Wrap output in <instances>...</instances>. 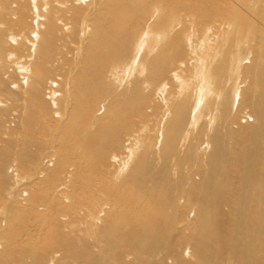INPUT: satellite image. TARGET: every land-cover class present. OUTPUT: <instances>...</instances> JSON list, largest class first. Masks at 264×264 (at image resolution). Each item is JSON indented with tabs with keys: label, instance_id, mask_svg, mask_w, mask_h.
I'll return each mask as SVG.
<instances>
[{
	"label": "rangeland",
	"instance_id": "obj_1",
	"mask_svg": "<svg viewBox=\"0 0 264 264\" xmlns=\"http://www.w3.org/2000/svg\"><path fill=\"white\" fill-rule=\"evenodd\" d=\"M108 2L0 0V264H264V0L162 4L170 57L144 52L133 77L157 2L128 26L127 54L102 61Z\"/></svg>",
	"mask_w": 264,
	"mask_h": 264
},
{
	"label": "bare ground",
	"instance_id": "obj_2",
	"mask_svg": "<svg viewBox=\"0 0 264 264\" xmlns=\"http://www.w3.org/2000/svg\"><path fill=\"white\" fill-rule=\"evenodd\" d=\"M153 1H155V2H157L156 0H109V2H108V7H107V9L110 11V13H106V14H104L103 13V17H101L100 18V20L97 22V24H96V36H95V39H94V42H93V45L95 46V51H94V54H97L98 53V58L100 57V58H102V56H103V59L104 60H102V61H106L107 59H108V61L109 60H112V59H114V58H117V57H119L120 55H121V53L122 54H127V50H129L128 49V39H129V37H130V33H128L126 30L128 29V26L131 24L132 25V23H134L136 20H144V18H143V15H140V13L142 14V11H143V9L146 7V5L148 4V3H150V2H153ZM158 1H160L161 3H156L155 5H153V14H152V16L153 17H151L147 22H146V24H145V30H143L142 32H140L139 34H138V38H137V43H136V45H135V52H134V56H133V62L131 61V63L132 64H127L126 65V67L123 69V75L124 74H126V76L128 77V76H132L133 77V73L132 72H134L135 74H136V72L138 71V73H141L142 75H144L145 73H146V68H145V65H144V63H143V58H142V56L143 55H145V54H143L144 52H146V55L147 56H155L156 55V58H159V59H162L161 57H168L169 55L167 54L166 55V53H168V52H164L165 50L167 51V47L169 46L168 45V41H171L170 39H171V36H172V33H170L171 31H173L175 28V26H173L172 25V28H174L173 30H166V28L164 29V31L162 30V29H160V30H158V29H156L155 28V26H154V19H155V17L156 18H158L160 15H162V12H163V9L160 7V6H163L162 4H170V3H172V2H174V0H158ZM176 1V0H175ZM179 1V0H178ZM181 1V0H180ZM228 1V0H227ZM132 3L133 5V7H134V10H131L130 11V9H129V7H127L126 6V4L127 3ZM237 2H239V0H237ZM130 3V4H131ZM261 3V2H260ZM161 4V5H160ZM236 4V3H235ZM242 5H243V3H241ZM241 4H239V3H237V5L238 6H241ZM46 5V4H45ZM256 5L258 6V8L256 9ZM245 6H246V4H245ZM245 6H244V8H245ZM260 5H259V3L258 2H256V3H250L249 2V5L247 6V8L248 9H251V12H255L256 10H259V11H262L261 9H260V7H259ZM237 7V6H236ZM235 7V8H236ZM139 8H141V9H139ZM233 8V7H232ZM133 9V8H132ZM235 11V14H236V12H237V14L239 15V12L235 9L234 10ZM46 12H48V11H46ZM106 12V11H105ZM144 12V11H143ZM246 12V11H245ZM259 12H257V14H258ZM147 14V13H146ZM232 14V13H231ZM248 14V13H247ZM140 15V16H139ZM227 15V14H226ZM89 16V15H88ZM166 16V15H165ZM250 16L252 17L253 16V14H250ZM263 16V15H262ZM240 18H241V20H244V18H243V16H242V14H240V16H239ZM253 18V17H252ZM23 19V18H22ZM232 19V18H231ZM170 20V19H169ZM162 21V20H161ZM257 22H259L258 21V19L256 20ZM22 22V21H21ZM145 22V21H144ZM143 22V23H144ZM87 23V22H86ZM214 23V22H213ZM263 23H264V21H263ZM177 24V23H176ZM230 24V23H229ZM235 24V23H234ZM234 24H232L233 26H234ZM236 24H237V22H236ZM70 25V24H69ZM236 26V25H235ZM194 27V26H193ZM237 28L239 27V23H238V25L236 26ZM235 27V31H236V33H238L237 32V30L239 29H237ZM159 28V27H158ZM161 28V27H160ZM183 28V27H182ZM184 28H185V26H184ZM195 28H197L196 26H195ZM90 29V28H89ZM177 29V28H176ZM192 29H194V28H192ZM51 30V29H50ZM84 30V29H83ZM129 30V29H128ZM155 30V31H154ZM181 30V29H180ZM208 30V29H207ZM52 31V30H51ZM85 31V30H84ZM126 31V32H125ZM175 31V30H174ZM193 31V30H192ZM230 31V30H229ZM234 31V30H233ZM191 32V31H190ZM189 32V34H187L186 35V33L184 34V36H183V39H185V37L187 36V40L190 38V37H192L190 34H192V33H190ZM199 32V31H198ZM203 32H205V29H204V31ZM207 32V31H206ZM205 32V33H206ZM52 33V32H51ZM88 33H89V31L87 30L86 31V33H85V36L87 35L88 36ZM224 33V32H223ZM236 33H234V34H236ZM258 33H260V32H258ZM38 34V33H37ZM194 34H195V32H194ZM207 34V33H206ZM242 34L243 33H241V36H242ZM261 34V33H260ZM190 35V36H189ZM203 35V34H202ZM210 35H212V33L210 34ZM223 35V34H222ZM251 35V34H250ZM249 35V36H250ZM35 36V35H34ZM197 36H199V34L197 35ZM208 36V35H207ZM218 36V35H217ZM237 36H239V35H237ZM236 36V37H237ZM249 36H247V37H249ZM195 37H196V35H195ZM195 37H193V38H195ZM205 37H206V35H205ZM204 37V38H205ZM214 37V36H213ZM216 37V36H215ZM235 37V36H234ZM246 37V38H247ZM262 37V36H261ZM85 38V37H84ZM208 38H210V37H208ZM207 38V39H208ZM217 38V37H216ZM246 38H245V40H246ZM100 39H101V41H100ZM179 39V38H178ZM182 39V40H183ZM198 39V38H197ZM212 39V38H211ZM215 39V38H214ZM218 39V38H217ZM224 39H226V38H224ZM234 39V38H233ZM239 39V38H238ZM237 39V40H238ZM248 39V38H247ZM192 40V39H191ZM241 40V39H240ZM189 41V40H188ZM196 41V40H195ZM194 40H192L191 42L193 43V42H195ZM214 41V40H213ZM219 41V40H218ZM226 41H228V40H226ZM230 41V40H229ZM249 41V40H248ZM260 41H261V38H260ZM197 42V41H196ZM201 42H204L203 40H201ZM216 42V41H215ZM101 43H103V45H100ZM186 43V45H187V42H185ZM190 43V42H189ZM198 43H200V42H198ZM227 43V42H226ZM230 43V42H229ZM234 43V42H233ZM241 42L239 41V44H240ZM246 43V42H245ZM251 42H247L246 44H245V47H247V48H249L248 46H249V44H250ZM255 43L257 44V42L255 41ZM104 44H105V47H103L104 46ZM193 44H195V43H193ZM209 44V43H208ZM216 44H217V42H216ZM219 44V43H218ZM221 44V43H220ZM242 44V43H241ZM258 44H260V43H258ZM262 44V43H261ZM202 45H204V43H202ZM206 45V44H205ZM204 45V46H205ZM234 45V44H233ZM195 46H197V45H195ZM218 46V45H217ZM224 46V45H223ZM232 46V45H231ZM190 47H191V44H190ZM193 47V46H192ZM202 47V46H201ZM201 47H200V49H201ZM206 47H209L210 48V46H206ZM212 47V46H211ZM235 47V46H234ZM261 47V46H260ZM167 48V49H166ZM171 48V47H170ZM169 48V49H170ZM175 48V47H174ZM181 48V47H180ZM195 48V47H194ZM232 48H233V46H232ZM259 48V47H258ZM203 49V48H202ZM216 50L217 48H213V50ZM260 49V48H259ZM172 50V49H171ZM191 50V49H190ZM195 50V49H194ZM206 50V49H205ZM208 50V49H207ZM228 50H230V49H228ZM232 50V49H231ZM179 51V50H178ZM193 51V50H192ZM196 52L194 53V57H199V58H202V57H206V55H208V53L206 54V55H204L205 54V52L203 53V51H199L197 48H196V50H195ZM209 51V50H208ZM240 51V50H239ZM172 52V51H171ZM194 52V51H193ZM201 54H199V53ZM216 52V51H215ZM237 52V51H236ZM80 53V52H79ZM177 53V52H176ZM211 53V52H210ZM213 53V52H212ZM172 54V53H171ZM219 54H221V53H219ZM226 54V53H225ZM234 55H237L236 53H234ZM232 56V55H231ZM241 56H243V55H241ZM170 57V56H169ZM174 57H175V55H174ZM173 57V58H174ZM142 58V59H141ZM210 58V57H209ZM209 58H208V60H207V64H206V68L205 69H202L201 70V68H199L198 67V69H197V71L198 72H200V74L201 75H203L204 73H206L205 75H208V78H205L206 79V82H204V81H202V82H204V84L205 83H208V81H207V79L208 80H210V71H211V69H210V65L211 66H213V64H211L210 63V60H209ZM231 58H233V57H231ZM122 59V58H121ZM166 59V58H165ZM211 59H213L212 57H211ZM234 59H235V57H234ZM240 59H243V57L241 58L240 57ZM239 59V61L240 62H242L241 60ZM164 60V59H163ZM173 60V59H172ZM233 60V59H232ZM245 60H246V58H245ZM159 61H161V60H159ZM176 61V60H175ZM218 61V60H217ZM233 61H235V60H233ZM239 61H237V64H234L235 65V67H234V65H233V67H232V69H230V74H233L234 72V74H236V73H238V72H240V70H241V63L239 62ZM247 61V60H246ZM99 62V61H98ZM164 62H165V60H164ZM206 62V61H205ZM232 62V61H231ZM244 62V61H243ZM115 63V62H114ZM113 63V64H114ZM161 63V62H160ZM234 63V62H233ZM92 64V63H91ZM95 64V63H94ZM101 64V63H100ZM117 64V63H116ZM126 64V63H125ZM162 64H163V62H162ZM166 64V63H165ZM168 64V63H167ZM196 64V63H195ZM201 64H203L202 62H201ZM217 64V63H216ZM245 64V63H244ZM93 65V64H92ZM123 65V64H122ZM122 65H120V66H122ZM215 65V64H214ZM149 66V65H148ZM163 66V65H162ZM229 66H232V64H229ZM228 66V67H229ZM93 67V66H92ZM96 67V66H95ZM116 67H118L117 65L115 66V68ZM99 68H100V65H99ZM162 68V67H161ZM193 68V67H192ZM219 68V67H218ZM101 69H102V67H101ZM101 69H99V70H101ZM195 69V68H194ZM95 70V69H94ZM121 70V69H120ZM136 70V71H135ZM27 70H23V72L25 73ZM31 71V70H30ZM196 71V72H197ZM98 72V71H97ZM121 72V73H122ZM159 72V71H158ZM195 72V71H194ZM222 72V71H221ZM232 72V73H231ZM255 72V71H254ZM23 73V74H24ZM96 73V72H95ZM99 73V72H98ZM111 73H113V72H111ZM138 73H137V76H139L138 75ZM214 73H217L216 72V70H215V72ZM213 73V74H214ZM241 73V72H240ZM26 74H28V73H26ZM164 74V73H163ZM177 74V73H176ZM179 74V73H178ZM181 74V73H180ZM191 74V73H190ZM239 74V73H238ZM195 75V74H194ZM216 75V74H215ZM224 75V74H223ZM222 75V77H224ZM99 76V75H98ZM136 76V77H137ZM141 76V75H140ZM199 76V75H198ZM233 76V75H232ZM23 77H24V75H23ZM94 77V76H93ZM129 77V78H130ZM135 77V76H134ZM178 77V76H177ZM196 77V76H195ZM240 77H242V75L240 76ZM125 79H126V77H124ZM128 78V79H129ZM175 78V77H174ZM194 78V77H193ZM199 78H203V77H199ZM226 78V77H225ZM228 78V77H227ZM229 78H230V76H229ZM95 79V78H94ZM181 80H182V78H180ZM122 80H124V79H122ZM121 80V81H122ZM181 80H180V82H178V84L179 83H181V84H184V83H182L181 82ZM196 80H198V79H196ZM201 80V79H200ZM240 80V79H239ZM93 81V80H92ZM233 81V80H232ZM241 81V80H240ZM201 82V83H202ZM213 82V81H212ZM157 83V82H156ZM187 83V82H186ZM191 83V82H190ZM192 83H193V81H192ZM229 83V82H228ZM239 83V81H235V89L233 88V95H232V98L234 97V98H238L239 96H240V94H239V86H241V85H239L238 84ZM255 84H256V82H254ZM82 84V83H81ZM95 84V83H94ZM166 84H168V83H166ZM165 84V85H166ZM223 84H224V82H223ZM222 84V85H223ZM226 84V83H225ZM241 84V83H240ZM96 85V84H95ZM144 85V84H143ZM189 85L191 86V84H188V87H189ZM206 85V84H205ZM233 85V86H234ZM88 86V85H87ZM103 86V85H102ZM193 86V85H192ZM202 86V85H201ZM207 86L209 87V85L207 84ZM225 86V85H224ZM80 87V86H79ZM96 87V86H95ZM97 87H101V86H97ZM185 87V86H184ZM187 87V88H188ZM195 87V86H194ZM204 87V86H203ZM229 87V86H228ZM260 87V86H259ZM87 88V87H86ZM85 88V89H86ZM205 88H207L206 86H205ZM210 88V87H209ZM221 88V87H220ZM229 88H231V87H229ZM228 88V89H229ZM254 88V87H253ZM169 89H171L170 87H169ZM211 90V92H212V88H210ZM215 89V88H214ZM95 90V89H94ZM189 90V89H188ZM194 90V89H193ZM203 91H204V89H202ZM217 90L219 91V88H217ZM240 90H241V88H240ZM80 91H82V88H81V90ZM88 91V90H87ZM90 91V90H89ZM187 91V90H186ZM198 91H200V90H198ZM209 91V90H208ZM210 91L206 94L207 95V97H209L208 95H210L211 93H210ZM220 91H222V90H220ZM188 92H191V91H188ZM187 92V93H188ZM196 91H194V93H195ZM226 92H227V90H226ZM225 92V93H226ZM192 93H193V91H192ZM204 93H205V91H204ZM203 93V94H204ZM223 93V92H222ZM229 93V92H228ZM235 93V94H234ZM162 94V93H161ZM181 94H183V93H181ZM196 94V93H195ZM201 94V93H200ZM213 94V93H212ZM212 94H211V96H212ZM180 95V94H179ZM189 95H190V93H189ZM188 95V96H189ZM187 96V97H188ZM200 96V95H199ZM186 97V96H185ZM190 97H192V95L190 96ZM213 97V96H212ZM220 97H222V96H219L217 99H220ZM183 98V97H182ZM181 98V99H182ZM194 98V97H193ZM196 98V97H195ZM216 98V97H215ZM166 99V98H165ZM204 99H205V97H201V98H199V105L200 106H202V101H204ZM209 98H207V100H208ZM213 99V98H212ZM262 99V98H261ZM177 100H178V98H177ZM187 100V99H186ZM221 100H223V97H222V99ZM228 100V99H227ZM233 100V99H232ZM238 100V99H237ZM184 101V100H183ZM182 101V102H183ZM212 101H214V100H212ZM220 101V100H219ZM241 101H243V99L241 100ZM240 101V102H241ZM174 102H176V99L174 100ZM197 102V101H196ZM206 102V101H205ZM235 102V101H234ZM204 103V102H203ZM210 103V102H209ZM174 104V103H173ZM176 104V103H175ZM206 104H207V102H206ZM211 104V103H210ZM216 104H218V102L216 103ZM221 104V103H220ZM236 104V103H235ZM242 104V103H241ZM179 105V104H178ZM213 105H214V103H213ZM232 105V104H231ZM263 105V104H262ZM210 106V105H209ZM226 106V105H225ZM256 106H257V102H256ZM177 107V106H176ZM180 107H182V105L180 106ZM207 108H208V105L206 106ZM263 107V106H262ZM173 108H174V106H173ZM178 108H179V106H178ZM206 108V109H207ZM264 108V107H263ZM169 109H170V107H169ZM181 109H183V107L181 108ZM204 109V108H203ZM217 109V108H216ZM220 109V108H219ZM239 109V108H238ZM258 109V108H257ZM177 110V109H176ZM213 110V109H212ZM182 112H183V110H181ZM203 111V110H202ZM201 111V112H202ZM220 111V110H219ZM178 112H179V115H180V109L178 110ZM178 112H176V113H178ZM200 111H199V113H201ZM204 112V111H203ZM202 112V113H203ZM218 112V111H217ZM213 113V112H212ZM218 113H220V112H218ZM223 113V112H222ZM226 113H228V112H226ZM196 114V113H195ZM204 114V113H203ZM168 115V114H167ZM198 117H199V114L197 115ZM218 116V115H217ZM224 116V115H223ZM177 117V116H176ZM195 117V116H194ZM198 117H196V118H198ZM210 117H211V115H210ZM216 117V116H215ZM201 118H202V116H201ZM176 119V118H175ZM179 119V118H178ZM212 119V118H211ZM197 119H194V122L196 121ZM198 120H199V118H198ZM213 120H214V117H213ZM260 120H262V119H260ZM193 122V121H192ZM193 122V124H192V128H193V126H194V128L195 127H197L196 126V124L195 123H197V121L194 123ZM200 122V121H199ZM198 122V123H199ZM260 122V121H259ZM214 123V122H213ZM212 123V124H213ZM259 124V123H258ZM262 124V123H261ZM259 127V126H258ZM263 127V126H262ZM193 128V129H194ZM250 129V128H249ZM251 129H252V127H251ZM259 129V128H258ZM257 130V129H256ZM260 130V129H259ZM262 130V129H261ZM191 131V130H190ZM189 131V132H190ZM194 131V130H193ZM255 132H257V131H255ZM264 132V131H263ZM188 133V132H187ZM259 133V132H258ZM247 134V133H246ZM264 135V134H263ZM259 137V136H258ZM264 137V136H263ZM188 138H189V136H188ZM253 138V137H252ZM254 138H256V136L254 137ZM263 140V139H262ZM252 141V140H251ZM254 141H256V140H254ZM235 142V141H234ZM248 142V141H247ZM256 143V142H255ZM258 144V143H257ZM210 145V144H209ZM251 145H252V143H251ZM259 145H260V143H259ZM212 146V145H211ZM233 146V145H232ZM260 147V146H259ZM211 148V147H210ZM256 148H257V145H256ZM234 149V148H233ZM230 150V149H229ZM232 150V149H231ZM259 150V149H258ZM258 150L256 151V152H258ZM262 150H264V149H262ZM250 156V155H249ZM257 156H258V154H257ZM262 156V155H261ZM264 156V155H263ZM229 157V156H228ZM216 158V157H215ZM250 158V157H249ZM263 159H264V157H263ZM249 161V160H248ZM254 161V160H253ZM239 162V161H238ZM255 162V161H254ZM231 163V162H230ZM231 165H233V164H231ZM230 165V166H231ZM250 166V165H249ZM251 167V166H250ZM232 168V167H231ZM235 168V167H234ZM208 169V168H207ZM208 171V170H207ZM209 173V172H208ZM211 176V175H210ZM216 176H217V174H214L213 175V177H210V179H211V181L213 182V181H216V180H218L217 178H216ZM208 179V181H209V178H207ZM207 182V181H206ZM119 219V218H118ZM259 223V222H258ZM111 228V227H110ZM113 228V227H112Z\"/></svg>",
	"mask_w": 264,
	"mask_h": 264
}]
</instances>
